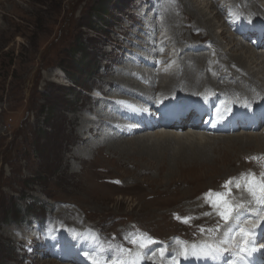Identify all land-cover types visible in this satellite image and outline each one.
Listing matches in <instances>:
<instances>
[{"label": "rangeland", "instance_id": "1", "mask_svg": "<svg viewBox=\"0 0 264 264\" xmlns=\"http://www.w3.org/2000/svg\"><path fill=\"white\" fill-rule=\"evenodd\" d=\"M11 1L17 6L0 0V9L10 12L9 32L0 36V264H66L47 260L41 251L47 241L45 232L57 225L91 232L129 249L139 242L134 235L144 232L160 240L200 235L203 224L195 229L198 221L193 220L190 229L181 221L192 212L203 211L197 204L199 194L247 169L241 158L254 155L256 150L230 154L226 148L231 145L223 141L244 134L202 135L205 139L198 145L207 148L210 163L196 169L180 167L173 160L159 162L109 152L107 148L119 141L115 136L103 141L91 132L85 136V146L80 143V128L86 112L93 113V90L104 91L110 82L107 78L124 68H134L128 62L109 65L119 59L118 53L127 42L147 43L149 48L151 43L155 47L162 41L163 64L172 62L171 55L180 58L183 46L192 41L187 36L193 41L211 36H202L204 31L189 9L200 5L208 13L213 0ZM217 1L223 14L221 9L229 0ZM233 1L232 6L238 7ZM263 5L261 0L259 7ZM154 8L164 13L163 17L161 12L155 13L156 21L149 17ZM142 13L144 18L132 21ZM2 25L5 22L0 14ZM145 25L153 28L139 30ZM172 28L175 34L182 31L176 40L172 39ZM220 31L227 30L215 31L222 39ZM116 66L118 72L113 69ZM159 84L163 87L165 83ZM178 93L184 95L182 90ZM164 152L168 155V148ZM77 153L83 157L75 158ZM112 180H117V186L110 183ZM203 226L214 228L215 223Z\"/></svg>", "mask_w": 264, "mask_h": 264}, {"label": "bare ground", "instance_id": "2", "mask_svg": "<svg viewBox=\"0 0 264 264\" xmlns=\"http://www.w3.org/2000/svg\"><path fill=\"white\" fill-rule=\"evenodd\" d=\"M227 2L232 3L231 0ZM233 2H235L236 6H238L236 7L237 9H241V10L247 8L260 9L259 5L261 0H236V1L234 0ZM7 3H9L12 7L17 6L16 2L11 0H8ZM217 4L218 1L213 0L210 6L207 7L209 9L208 13H204L199 8L200 5L197 6L191 5L193 8L192 10L189 7L190 8L189 10L197 17L196 25L199 26L204 31L202 36L207 34L211 35V36L208 35V39H211L210 43L212 45V48L214 47L213 48L214 56L211 57L207 55L201 58L198 57L197 59L191 61V63L190 62L186 63L185 60H187L188 58L186 56H183V58L181 59L182 61H179L178 67L175 70L174 67L176 65H173L172 67H165L164 69H162L164 70V73L161 74V76H159V72H158V78L160 80L159 83L163 82L165 84L163 85V87H161L159 84L157 88L160 87L162 90H166V92H177V87L180 86L182 87L181 88L182 91L188 93L195 90L196 86L200 88L202 85L211 84L214 89H218L219 87H221V84L216 82L213 75L215 74V70H218L220 71V73L224 78L227 76L228 81L234 80V82H236V85H238L240 82H243L246 84H250L252 86H258L260 89H264L263 52H257L252 45L243 44L240 47L241 50L240 54H237L236 49L240 46L241 43H239L235 38H233V34H231L228 31H223L225 33L220 31L219 35L224 34L222 39H219V37L216 34H214L216 30H221V29L226 30L227 28L225 18L223 14L220 12V9L217 8ZM219 5H221V2H219ZM261 7L264 8V5ZM0 14H1V18L5 22V25H2L0 27V36L5 37L9 32L7 26H10L8 25L10 19V15L8 14H10V12L9 10L7 11V9L1 8ZM215 20H217V22H215ZM197 26L195 27L193 26L194 27L193 29L194 30L197 28L200 29ZM170 32L173 35L172 39L174 40H176V37L179 36L180 33H182L181 29H178V31H176L175 34L174 33L175 29L173 28ZM199 37L200 36H197L196 38ZM186 38L188 40L191 39L192 40L191 42L202 41V39L193 41L194 39L189 38L188 36ZM222 42H225L224 45L222 44ZM222 48L228 50L225 52L224 50H222ZM207 60H211V62L212 60H214L216 61V63L213 66H211L210 64L207 65ZM179 67L182 68L181 71H179ZM207 68L210 69L211 71L210 73L206 72ZM135 73H136V69L133 67L131 69L124 68V70L120 71L116 76H114L113 78H107L105 81L110 80L108 85L112 86L113 88L117 89L121 87L124 89L126 85L131 84V81L133 82V78L127 79L126 76L128 74L134 75ZM200 74L204 75L203 79L200 78ZM228 81L223 82L222 84L233 86V84L229 83ZM133 83L136 86H138L137 82L134 81ZM206 90H210V88H205L203 91L199 93H203ZM116 91H118V89ZM119 91H121V89ZM119 91L118 93H116L115 91H110L109 93L107 92L105 94L107 98L95 100L93 106L94 108L90 109V111L93 110L92 115H94L95 121L89 119L87 116H83V118H81V124L82 122H84L80 128L81 144H85V142H83L87 139L85 136L91 133V131L92 134L96 136L97 135L101 136L104 139L103 141H109L107 138L110 139V136L112 137L113 134H112L111 125L113 122L116 121V118L113 113L109 112L110 106H112V103L109 101V99L112 100V97L114 96H117V98L121 97L119 96L120 94ZM96 124L101 125L100 129L93 130V127ZM103 130H105L107 134H104ZM63 134L65 133L63 132ZM82 136L85 137V139H82ZM152 137H147L152 139L133 138V139L119 140L115 142L113 145H110L107 148V151L109 152L112 150L116 151L120 156H128V157L138 156V157L149 158L151 161L160 162L163 160L165 161L173 160L180 167H184V168L188 167V168L197 169L205 166V163H210V159L207 158L209 157L206 152L207 148L205 146L198 145L205 138L201 134L194 133V131H192L191 128L184 127L181 132L175 130L160 131L157 132ZM223 141H227L231 145L226 148L227 152L230 154H235L236 152L239 153L245 151L246 149L249 151L256 150L253 151L254 154L264 153V132H263V136L247 135L245 133L244 135L225 137ZM85 146H87V143L85 144ZM166 148H168V152H167L168 155H166V153L164 152ZM88 149L89 148L86 147V150ZM74 156L75 158L83 157L81 153H77ZM157 158L158 159L161 158V160H156Z\"/></svg>", "mask_w": 264, "mask_h": 264}, {"label": "snow or ice", "instance_id": "3", "mask_svg": "<svg viewBox=\"0 0 264 264\" xmlns=\"http://www.w3.org/2000/svg\"><path fill=\"white\" fill-rule=\"evenodd\" d=\"M234 179L235 178H232L229 181H226L225 184L222 185V187L228 188V185L230 183H232ZM241 179H245V178L241 177ZM236 184H237V187H239V181H236ZM245 185L248 187V190L253 195V197H256L257 188L259 189V191L262 194H264V182H260L259 184L255 185V186H248V182L245 179ZM223 195H225V194L224 193H212L210 191L209 193L205 194V198L209 199L211 197H216L217 199H219V198H222ZM259 199L261 201H264V195L259 197ZM211 202L213 203L214 206H217L216 200H212ZM223 206L227 209V211L226 212H221L219 214L222 216L223 219L228 220L232 210L230 208H228L227 202H224ZM237 207H239V206H237ZM177 218L180 219V217H177ZM190 219H191L190 217H186V218H184V222H188V220H190ZM202 231H203V229H202ZM239 235L241 236V241H240V245H239V252L240 253H244L245 255H250L251 252L255 250L252 247H248V245L252 243L251 237L254 236L253 231L251 229L241 228L240 231H239ZM133 242L136 243L137 241L133 240ZM146 242L147 243H151L152 242L151 237H148L146 234H141V237L139 239L140 247H144ZM206 247H211V246L209 245V246H206ZM192 248H193L192 254L195 255L196 254V251H195L196 246L193 245ZM182 254L183 255H187V252H184ZM238 255H239V253H238ZM241 259H244V257L241 256Z\"/></svg>", "mask_w": 264, "mask_h": 264}, {"label": "trees", "instance_id": "4", "mask_svg": "<svg viewBox=\"0 0 264 264\" xmlns=\"http://www.w3.org/2000/svg\"><path fill=\"white\" fill-rule=\"evenodd\" d=\"M106 10H108V8L106 9ZM101 17V16H100ZM100 19V18H99ZM102 20V19H101ZM103 21V20H102ZM31 214V213H30Z\"/></svg>", "mask_w": 264, "mask_h": 264}]
</instances>
